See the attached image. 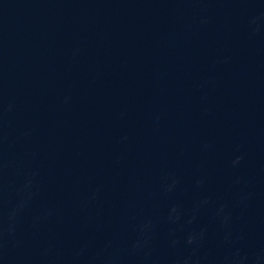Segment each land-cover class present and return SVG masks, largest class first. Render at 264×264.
I'll return each instance as SVG.
<instances>
[{
    "label": "water",
    "instance_id": "water-1",
    "mask_svg": "<svg viewBox=\"0 0 264 264\" xmlns=\"http://www.w3.org/2000/svg\"><path fill=\"white\" fill-rule=\"evenodd\" d=\"M0 264H264V0H0Z\"/></svg>",
    "mask_w": 264,
    "mask_h": 264
}]
</instances>
